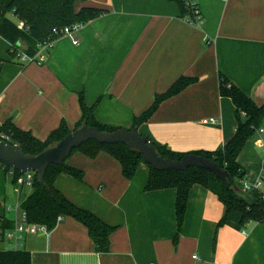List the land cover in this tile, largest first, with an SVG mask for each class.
<instances>
[{
	"label": "crops",
	"instance_id": "crops-1",
	"mask_svg": "<svg viewBox=\"0 0 264 264\" xmlns=\"http://www.w3.org/2000/svg\"><path fill=\"white\" fill-rule=\"evenodd\" d=\"M198 4L202 22L194 25L172 0L78 1L77 12L106 13L75 35L78 45L59 39L43 66L21 65L0 36V126L11 121L45 141L62 122L75 127L83 96L88 107L98 103L100 124L130 130L158 95L187 77L196 82L163 102L137 131L177 153L223 149L238 122L232 100L220 96L221 76L264 104V0ZM211 119L216 123L204 124ZM261 130L238 158L247 181L258 179L264 167V123ZM67 164L83 171L84 179L62 174L56 188L116 227L110 249L97 253L88 229L65 218L47 235H24L19 249L30 252L32 264H264V222L218 228L225 206L207 188L191 190L176 242V191H146L150 170L145 164L131 180L103 151L94 159L75 151ZM14 178L0 168V223L7 218L24 225L22 209L9 210L25 199L9 194ZM6 240L0 236V251L12 249Z\"/></svg>",
	"mask_w": 264,
	"mask_h": 264
},
{
	"label": "trees",
	"instance_id": "trees-1",
	"mask_svg": "<svg viewBox=\"0 0 264 264\" xmlns=\"http://www.w3.org/2000/svg\"><path fill=\"white\" fill-rule=\"evenodd\" d=\"M78 1L82 0H0V36L10 43V55L14 58L19 50H22L26 54L34 56L38 51L37 46L51 39L55 29H63L76 23L87 24L106 13L104 10L95 8H85L77 12L75 4ZM172 1L179 4L183 16L187 20H195V15L186 8L183 0ZM20 23L24 24L23 29L19 28ZM195 82L196 79L187 77L179 79L165 94L158 95L146 112L135 117L130 130H137L141 125L149 122L163 102L180 94ZM219 92L220 96L232 100L238 122L234 136L223 149L214 152L177 153L166 147H158L147 137L145 138L148 144L156 148L158 155L163 159L176 162L188 155H196L217 164L228 175L227 180L217 178L208 170L194 167L184 172L157 171L145 163L142 155L124 144L102 145L91 141L73 152L80 151L91 159L97 157L102 151L108 153L120 163L123 175L128 180L135 177L141 164H145L150 170L146 191L175 190L176 242L184 224L190 192L197 185L210 190L225 206V214L220 220L218 228L225 225H234L240 228L248 223H262L264 222V202L258 192H243V180H245L246 172L239 165L238 158L248 141L263 126L264 104L257 105L252 98L230 84L223 76L220 79ZM97 105L98 103L88 107L84 97L81 96L82 117L80 121L73 129L62 122L59 128L54 130L45 141L37 139L30 131L17 128L11 121L0 126V134L6 135L9 138L8 143L22 150L26 155L37 156L54 147L83 126L96 128L105 133L118 131V128L100 124L96 120ZM67 160L61 165L48 167L44 176L45 187L39 182L38 176H35L33 192L21 204V209L26 215V223L45 226L51 232L59 223V219L61 221L65 218H73L88 229L95 251L107 253L110 249L111 235L116 227L107 225L95 214L76 206L55 186L56 180L62 174L69 175L78 181L84 179L83 171L69 166ZM0 168L6 172H13L14 182L16 177L21 175L1 163ZM15 227L16 224L13 220L3 218L0 223L1 239L5 240L7 232L13 231ZM0 264H32V256L30 252L21 249L0 251Z\"/></svg>",
	"mask_w": 264,
	"mask_h": 264
},
{
	"label": "water",
	"instance_id": "water-1",
	"mask_svg": "<svg viewBox=\"0 0 264 264\" xmlns=\"http://www.w3.org/2000/svg\"><path fill=\"white\" fill-rule=\"evenodd\" d=\"M91 141L102 145H127L130 149L142 155L145 163L157 171L174 170L184 172L194 167L208 170L221 180L229 178L217 164L196 155H188L181 161L176 162L163 159L158 155L156 148L148 144L147 139L140 135L136 129H119L114 133H105L96 128L83 126L69 134L54 147L37 156L26 155L22 150L0 138V163L13 171L19 172L21 175L35 173L41 185L45 187L44 176L48 167L63 164L74 150Z\"/></svg>",
	"mask_w": 264,
	"mask_h": 264
},
{
	"label": "built area",
	"instance_id": "built-area-1",
	"mask_svg": "<svg viewBox=\"0 0 264 264\" xmlns=\"http://www.w3.org/2000/svg\"><path fill=\"white\" fill-rule=\"evenodd\" d=\"M183 2L186 8L195 15V20L194 21L187 20L188 23L194 25H198L199 23H201L202 14L200 11L198 0H183ZM85 25L86 24L84 23H76L71 26L64 27L63 29H55L53 31V37L51 39L37 46L38 51L34 56H30L26 54L24 51L19 50V52L14 57V59H16L23 66H28V65L43 66L46 63L48 54L53 50L56 42L59 39L69 38L72 40L73 45H78L79 41L76 39L75 35L80 33ZM23 26H24L23 23L19 24L20 29H23ZM215 123H216L215 119L204 121V124H215ZM258 133L262 134V130H260ZM0 138L6 142H9V138L4 134H0ZM261 145L264 147V141L262 142ZM35 176L36 174L32 172L16 177V180L13 185L14 194L17 195L18 197L26 198L28 192L33 191L34 189ZM243 192L244 193L258 192L262 201L264 202V167H262L261 176L255 181H247L246 179L243 180ZM20 209H21V204H17L16 206L9 208L10 211H15V212L20 211ZM21 216L24 225H16L13 231L7 232L6 234V239L13 242L12 249H19L20 247L19 242L23 240L24 235L26 233H30V234L43 233L46 235L49 233V230L45 226L26 223V215L23 211L21 213ZM194 258L197 259L196 256H194Z\"/></svg>",
	"mask_w": 264,
	"mask_h": 264
},
{
	"label": "rangeland",
	"instance_id": "rangeland-1",
	"mask_svg": "<svg viewBox=\"0 0 264 264\" xmlns=\"http://www.w3.org/2000/svg\"><path fill=\"white\" fill-rule=\"evenodd\" d=\"M264 132V131H263ZM14 192H13V186H12V189H11V191H10V193L9 194H13ZM15 195V194H14ZM15 206V205H14ZM6 241H8V240H6Z\"/></svg>",
	"mask_w": 264,
	"mask_h": 264
}]
</instances>
